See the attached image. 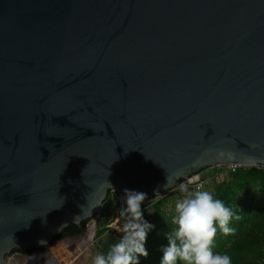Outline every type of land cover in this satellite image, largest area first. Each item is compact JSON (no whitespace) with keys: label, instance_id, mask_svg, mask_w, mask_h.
I'll return each instance as SVG.
<instances>
[{"label":"water","instance_id":"1","mask_svg":"<svg viewBox=\"0 0 264 264\" xmlns=\"http://www.w3.org/2000/svg\"><path fill=\"white\" fill-rule=\"evenodd\" d=\"M227 163L264 164V0H0V264Z\"/></svg>","mask_w":264,"mask_h":264},{"label":"rangeland","instance_id":"2","mask_svg":"<svg viewBox=\"0 0 264 264\" xmlns=\"http://www.w3.org/2000/svg\"><path fill=\"white\" fill-rule=\"evenodd\" d=\"M223 170L220 166L211 169L215 176L210 191L223 202L229 199L227 206L234 214L229 227L234 228L235 233L225 236L218 230L213 251L229 254L232 264H264V171L258 172L254 167L247 166L236 173L225 175L223 179L220 176ZM180 197L181 193L175 187L161 198L141 204L143 220L153 227L148 231L144 243L148 255L138 257L139 264H160L162 248L168 245V241L164 242L161 237L162 234L168 237L176 227L175 203ZM123 207L116 190L111 189L100 212L88 221L86 228L89 230L93 227V236L88 245L74 256V264H91L97 252L107 253L123 235L134 234L138 230L135 217L127 220L119 215ZM237 215L240 216L239 220L236 219ZM85 234L74 241L82 239ZM62 242L59 239L52 243L51 252H56L58 244ZM47 252L50 251L45 250ZM48 260L50 262L51 259L42 260L41 264L48 263Z\"/></svg>","mask_w":264,"mask_h":264},{"label":"clouds","instance_id":"3","mask_svg":"<svg viewBox=\"0 0 264 264\" xmlns=\"http://www.w3.org/2000/svg\"><path fill=\"white\" fill-rule=\"evenodd\" d=\"M177 190L181 197L175 203L176 227L168 235V245L162 248L160 264H232L229 254L213 251V244L218 230L225 236L235 233L229 227L233 211L202 182L180 183ZM145 199L142 192L125 190V207L119 215L127 220L135 217L138 230L123 235L107 253L97 252L91 264H139L138 257L148 255L144 243L153 225L143 220L141 204Z\"/></svg>","mask_w":264,"mask_h":264},{"label":"built area","instance_id":"4","mask_svg":"<svg viewBox=\"0 0 264 264\" xmlns=\"http://www.w3.org/2000/svg\"><path fill=\"white\" fill-rule=\"evenodd\" d=\"M220 167H223V175L221 174V178H225V175H229L230 173H236L237 171H239L240 169L247 167V166H252L254 167L255 170H264V164H254V165H244V164H240V163H227V164H222V165H218ZM215 167V166H210V167H205L203 169H201L200 171L192 174L191 176H189L186 179H183L180 183H190V182H196V183H204L205 188L207 190H211V185L213 184V179L215 174L211 171V169ZM163 196V195H162ZM162 196H158L155 198H146L143 203H148L152 200H156L161 198ZM121 201L124 204V199H121ZM142 203V204H143ZM125 206V205H124ZM56 254V253H55ZM55 254L52 256L49 252L45 253V251L43 252H33L28 254V258H30L29 260L36 262V264H41V257H51V260L49 262V264H60L59 260L57 259V257L55 256ZM71 260L68 264H74V257H70ZM38 260H40L38 262ZM9 263V262H8ZM7 263V264H8Z\"/></svg>","mask_w":264,"mask_h":264},{"label":"trees","instance_id":"5","mask_svg":"<svg viewBox=\"0 0 264 264\" xmlns=\"http://www.w3.org/2000/svg\"><path fill=\"white\" fill-rule=\"evenodd\" d=\"M260 171H264V170H258V172ZM111 192V189H108V194L109 195ZM224 204L227 206L229 204V199H225L224 200ZM228 207V206H227ZM90 220V218H87V219H83L81 221V226H78L76 225L75 223H70L68 225H66L65 227H63L62 231L60 233H57L53 236V240H59L63 237H67V236H74L76 234H79L81 232H83V230L87 227V224H88V221ZM162 240L164 242H167L168 241V237L164 234H162ZM50 243L48 245H43L41 246V248H37L35 246H30L28 247L26 250H22V249H13V250H19V251H22L23 253H26V254H30V253H33L37 250H46L47 246H49Z\"/></svg>","mask_w":264,"mask_h":264},{"label":"bare ground","instance_id":"6","mask_svg":"<svg viewBox=\"0 0 264 264\" xmlns=\"http://www.w3.org/2000/svg\"><path fill=\"white\" fill-rule=\"evenodd\" d=\"M92 236H93V227H91L89 230H87V233L85 234V236L82 239L74 242L73 247H71V245H70L71 241L67 240V241H64V242L58 244V246H59L58 250L64 248L70 254L71 257H74L76 254H78V252L83 250L88 245L89 241L92 239ZM30 264H35L34 260L30 261ZM79 264H82V263H79Z\"/></svg>","mask_w":264,"mask_h":264},{"label":"crops","instance_id":"7","mask_svg":"<svg viewBox=\"0 0 264 264\" xmlns=\"http://www.w3.org/2000/svg\"><path fill=\"white\" fill-rule=\"evenodd\" d=\"M50 244H52V243H50ZM35 252H38V250ZM56 252L50 251L49 253L53 256ZM28 256H29L28 254L23 253L22 251L12 250L8 255V262H9L8 264H30L31 260H29L30 258H28ZM48 258L51 259V257H48ZM48 258L47 257H44V258L41 257V260L45 261ZM34 263L36 264V262H34ZM46 264H49V260H48V263H46Z\"/></svg>","mask_w":264,"mask_h":264},{"label":"flooded vegetation","instance_id":"8","mask_svg":"<svg viewBox=\"0 0 264 264\" xmlns=\"http://www.w3.org/2000/svg\"><path fill=\"white\" fill-rule=\"evenodd\" d=\"M52 244H50L49 246H51ZM49 246H47V247H49Z\"/></svg>","mask_w":264,"mask_h":264}]
</instances>
